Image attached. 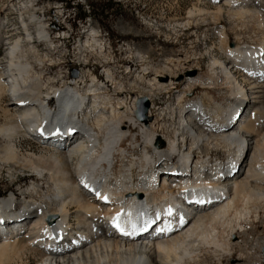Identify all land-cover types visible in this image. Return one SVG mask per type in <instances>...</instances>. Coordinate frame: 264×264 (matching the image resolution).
I'll use <instances>...</instances> for the list:
<instances>
[{"label": "bare ground", "instance_id": "obj_1", "mask_svg": "<svg viewBox=\"0 0 264 264\" xmlns=\"http://www.w3.org/2000/svg\"><path fill=\"white\" fill-rule=\"evenodd\" d=\"M212 1L210 4L216 6L209 10L200 9L201 2L194 0L187 21L175 26L188 29L191 20L198 16L201 24L209 20L222 28L217 31V41L223 58H216L210 50L207 52L210 57L207 76L197 79L183 76L178 81L180 73L191 68L193 56L184 59L176 56L175 60L154 68L147 61L148 50L135 51L134 58L143 68L137 82L146 88L139 89L141 96L134 98L150 103L142 121H137L126 107L121 98L123 88L116 82L109 64L104 67L103 85L85 72L69 84L61 80L60 88L46 89L40 75L34 73L35 68L25 59L26 54L35 51L22 46L20 38L9 43L4 57L6 67L0 73V99L9 97L4 110L6 122L0 126V167L2 171L6 169L9 177L26 174L23 179L30 183L19 188L17 194L9 193L6 200L0 199V219H10L11 211H18L17 230L0 242V264L26 251L40 259L37 264H212L211 261L226 264L222 259H232L234 250L240 258L244 257L235 261L236 264H261L248 262L245 245L249 233L246 229L240 231L243 227L238 223L241 220L244 223L249 216L257 219L264 208V83L256 79L264 71V0ZM223 16L234 24L235 42L228 39L219 24ZM20 25L27 45L40 43L52 47L53 40L42 25H37L34 36L25 30L23 20ZM5 26L0 18V32ZM88 33L85 47L77 50V64L82 71L88 64L84 56L86 49L90 48L100 61L108 58L96 28L89 25L84 35ZM244 34L255 39L245 44L240 39ZM34 57L37 66L44 63L45 56ZM195 67L199 68V63ZM148 74L153 78L145 82ZM86 78L91 79V86L84 89L80 86ZM107 84L114 90L113 97L107 92L110 89ZM129 87L130 91L138 89L134 84ZM197 89L205 92L193 98ZM223 89L225 104L221 105L209 93ZM168 95L173 98L171 106H175L167 108L168 114L177 116L178 125L171 138L164 139L155 124L162 111L154 101ZM49 97L55 99L50 109L45 106ZM244 102L243 123L236 130H228L230 118ZM68 129L80 136L74 146L61 149L40 145L38 155L32 151L22 153L16 144L17 140L28 137L27 133L42 132L48 138L50 133ZM134 132L140 140L134 139L130 143L132 152H126L125 139ZM241 147L246 150L234 179L229 184L221 183L219 168L224 163L213 161L211 150L219 149L228 162ZM117 161L121 166L117 167ZM169 162L174 168L170 169L171 173H183L186 168L188 172L181 179L167 184L159 182L154 187L157 176L154 174L168 170L162 166ZM111 164L115 165L113 169H109ZM80 179L106 193L110 206L88 200L80 191ZM188 194H199L202 203L213 204L180 225L186 216L181 214L178 207L182 205L177 200ZM119 213L132 217V225L142 224L155 213L164 222V232L174 229L153 242L114 236L104 219ZM26 220L31 226L17 233ZM76 230L87 240L73 252L43 259L34 247L36 243L41 245L45 237L71 235ZM230 237L236 241L231 242ZM240 238L243 241L239 243ZM257 249L264 252V240Z\"/></svg>", "mask_w": 264, "mask_h": 264}, {"label": "rangeland", "instance_id": "obj_2", "mask_svg": "<svg viewBox=\"0 0 264 264\" xmlns=\"http://www.w3.org/2000/svg\"><path fill=\"white\" fill-rule=\"evenodd\" d=\"M192 2L194 0H0V18H3L6 23L5 28L0 32V62L2 63L0 73L6 67L4 57L6 56V48H9V45L6 46L5 44H9L18 38L21 39L22 46L35 51L26 54L25 59L33 69L35 68L34 73L40 75V82L42 81L41 83L46 89L60 88L61 83L69 84L85 72L92 74L98 84L103 85L105 83L104 67L109 64L116 82L123 88L121 98L127 104L126 107L132 112L137 121H142L148 113L150 103L142 98L138 100L134 98V96L140 95L139 89L146 88L145 84L141 83L139 85L137 82V77L141 76L140 72L143 68L141 63L134 58L136 50H148L149 59L147 61L154 68L165 65L167 60H175L174 57L176 56H179L180 59H184L185 56H193V59H190L191 68H185L186 70L180 73L181 76L178 81L183 76L194 79L207 76V66L210 63V57L207 55L209 50L216 58H223L221 51L218 49L217 41V31L222 28H218L209 20L201 24V18L198 16L191 20L192 24L188 29L175 27L187 21V12L191 9ZM206 4L201 2L199 8L212 10L216 6ZM22 20L27 27L25 30H28L31 35L34 34L37 25H42L50 34L51 41L53 40L52 47L40 43L27 45L25 35L21 36L24 33V28L20 25ZM219 24L223 27V31L227 33L228 39L235 42L234 24L225 16L220 18ZM89 25H92L94 29L96 28L99 34V43L101 46L104 45L105 55L108 58H106V61H100L88 48L84 52L88 64L86 69L82 71V68L78 67L77 64V50L81 46L85 47L84 43L88 39L89 33L86 35L84 33ZM7 37L10 41L4 40ZM240 39L243 43L248 44L250 39L255 38L252 35L244 34ZM35 55L39 59L45 58L42 65L37 66L34 63ZM47 60L52 62L48 63ZM197 63H199V68L195 67ZM72 72L76 73L75 77ZM190 72H194L195 76H189ZM88 74L85 76H88ZM152 78V74H148L145 82ZM61 80L63 81L61 82ZM161 81L165 80L162 79ZM90 82L91 79L86 78L85 83H82L80 87L88 88L91 86ZM133 84L138 89L130 91L129 88L131 87L129 86ZM109 85L107 84L108 87ZM181 90L182 86L179 88V91ZM113 91V88L107 91L109 96L113 97L115 95ZM203 92L205 91L197 89L192 97H200ZM223 92H225L224 89L221 92L212 91L209 93L208 91L215 103L221 105L225 104ZM7 100H9L8 96L2 100L0 99V126L6 122L4 110ZM142 100L147 103L148 107L146 113L140 116L137 111V104ZM154 103L162 111V116L159 119L156 118L155 114L157 132L164 139H170L178 125L177 116H170L168 114L169 110H167L168 107L169 109L175 107L174 105L171 106L173 98L171 95L157 97ZM131 105L133 106L132 110ZM129 136L127 135L125 139L127 142L123 146L126 152H132L130 143L134 139L136 141L140 140L137 132ZM16 144L22 153L32 151L34 154H40L39 146L31 144L25 139L17 140ZM249 153L250 151H248ZM210 154L212 160L218 158L223 161L225 159V155L219 149L211 150ZM247 158L248 156H246L244 162ZM119 166L121 164L117 161V167ZM24 176L26 174L16 173L9 177L6 169L2 171L0 167V199L6 200L9 193L17 194L19 188L23 189L27 186L30 182L27 178L23 179ZM238 225L243 227L240 231L246 229L249 233V240L245 245L248 262L256 263L260 261L261 264H264V252L257 249V245L264 240V208L260 210L257 219L249 216L244 223L241 220ZM236 231L238 232V228H234V232ZM230 241L235 242L236 240L230 237ZM242 241L243 239L240 238L239 243ZM231 257L232 259L224 257L222 260L226 261V264H236L235 261L244 258H240L236 250L231 253ZM38 260L40 259L33 252L26 251L3 264H37ZM211 263L214 264V261H211Z\"/></svg>", "mask_w": 264, "mask_h": 264}, {"label": "water", "instance_id": "obj_3", "mask_svg": "<svg viewBox=\"0 0 264 264\" xmlns=\"http://www.w3.org/2000/svg\"><path fill=\"white\" fill-rule=\"evenodd\" d=\"M72 75L75 77L76 76V73L75 72H72ZM189 76H195V73L194 72H190L188 74ZM147 103H145V101H140L138 104H137V111H138V114L140 116H143L145 113H146V110H147Z\"/></svg>", "mask_w": 264, "mask_h": 264}, {"label": "snow or ice", "instance_id": "obj_4", "mask_svg": "<svg viewBox=\"0 0 264 264\" xmlns=\"http://www.w3.org/2000/svg\"><path fill=\"white\" fill-rule=\"evenodd\" d=\"M105 199H107V198L105 197ZM169 214H170V212H169ZM118 216H119V214H117V217H118ZM116 219H117V218H114V219H113V226L116 227L117 230H119V231H123L122 229H120L119 224L116 223Z\"/></svg>", "mask_w": 264, "mask_h": 264}]
</instances>
